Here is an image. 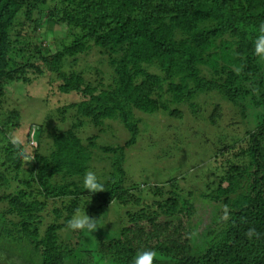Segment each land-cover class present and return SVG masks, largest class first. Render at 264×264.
Returning <instances> with one entry per match:
<instances>
[{"label": "trees", "instance_id": "obj_1", "mask_svg": "<svg viewBox=\"0 0 264 264\" xmlns=\"http://www.w3.org/2000/svg\"><path fill=\"white\" fill-rule=\"evenodd\" d=\"M21 18L25 21L16 30L17 37L35 36L34 41L20 45L25 48H18L22 42L12 34ZM262 22L264 0H0V109L5 106L8 86L50 74L59 81L52 95L57 92L60 99H77L57 110L63 120L66 109L75 108L95 125L118 118L131 133L126 145L117 149L105 193L91 196L102 202L99 211H92L97 216L91 218L100 216L97 223L105 221L109 205L123 198L124 151L139 135L134 110L156 114L161 108L216 93L240 106L248 119V137L228 149L236 150L234 156L247 165L245 169L230 167V175L206 195L213 216L207 226L202 219L190 224L195 206L172 190L173 197L157 204L160 213L136 214L128 227L119 221L114 224L111 239L101 240L98 246L103 260L132 264L138 252L151 249L157 253L154 264H264V60L253 52ZM55 28H62L65 37L54 40L52 53L44 43ZM36 36L43 42L37 43ZM94 49L109 60L108 84L102 79L87 82L82 72L71 71L79 56ZM153 66L163 76L147 71ZM164 93L169 96L162 102ZM170 113L179 115L177 109ZM20 118L17 110L9 111L4 119L0 114V133L6 135L0 140V167L5 168L0 172V187L9 183L5 172L18 176L23 167V146L11 142L21 127ZM42 124L33 126L37 143ZM55 132L52 152L40 157L35 149L31 178L24 181L39 189L0 195V204H8L0 214V240L16 244L31 264H65L74 254L59 242L58 232L72 218L82 191L76 186L72 191V185L53 179L84 176L93 155V143L85 146L73 129ZM155 189V197L168 193L163 187ZM71 196L75 199L68 206L54 210L56 222L40 233L47 201ZM64 212L65 224H58ZM161 213L170 220L159 222ZM8 214L15 216L7 219ZM252 228L260 235L249 240L245 233ZM0 263L10 262L0 255Z\"/></svg>", "mask_w": 264, "mask_h": 264}, {"label": "rangeland", "instance_id": "obj_2", "mask_svg": "<svg viewBox=\"0 0 264 264\" xmlns=\"http://www.w3.org/2000/svg\"><path fill=\"white\" fill-rule=\"evenodd\" d=\"M24 21V18H21L15 25L17 28L14 27L12 32L13 37L23 43H19L18 48H25L20 45L23 46L35 39V36L31 34V38L23 35L17 37L19 33L16 30ZM55 29V34L49 36L44 43L52 53H55L54 40L65 37L62 28ZM44 32L43 28L40 33ZM36 37L37 43H41L42 39ZM108 62L109 60L103 58L99 51L94 49L88 55L79 56L71 71L82 72L87 82L95 83L102 79L103 83L108 84L111 73ZM147 71L150 74L163 76V73L155 66ZM30 79H33L31 83L18 82L6 88L7 99L4 108L0 109L1 118H7L9 111L13 110L19 111L21 115V127L13 133L11 139L16 138L20 141L23 154L35 157L34 151L37 149V155L48 157L53 150L52 136L56 133L55 131L63 133L73 129L85 146L88 147L89 143H93L92 160L87 171L94 172L99 182L105 186L112 178V161L118 154L117 149L124 147L131 138V133L125 128L122 120L118 118L104 120L102 124L95 125L77 114L75 108L70 109L69 107L64 113L63 120L57 110L65 104L70 105L77 102L75 96L64 100L57 97V92H54L55 95L51 94L50 91L53 92L55 89V82H59L55 75L46 74L38 81H34L32 76ZM50 84H53L52 89ZM168 96L169 94L164 93L161 101L165 102ZM191 105L195 106V109ZM173 109H177L179 115H171L170 111ZM134 120L138 125L139 135L137 142L124 151V176L120 190L123 198L109 205L105 221L97 223L98 229L92 234L81 231L73 232L66 228L59 230V242L69 247L74 253L65 264H106V262L114 264L109 260H103L99 254L98 246L101 240L111 239L114 234V224L118 221L122 227H128L136 214H153L155 211L160 213L157 210V204L173 197L170 193L172 190L195 206L196 212L190 223L192 226L198 223V219H202L205 225L208 224L213 216L209 214L211 207L205 200L206 195L230 175L228 173L230 167L245 169L247 165L245 160L234 156L236 150L228 151V149L248 137L250 130L248 119L243 115V109L240 106L233 105L219 94H201L184 104L170 106L166 110L161 108L156 114H143L134 110ZM78 122L81 126H78ZM41 124L44 127L39 143H37L33 139V133L36 130L33 126L40 128ZM73 125L78 127L73 128ZM5 138L6 135L0 133V140H5ZM34 163V160L26 164L24 162L18 176L16 173L5 172L9 183L0 187V195L16 194L20 190L37 191L38 185L32 183L29 187L24 184L25 180L31 178L29 171ZM4 171L5 168L0 167V172ZM14 175L16 178L13 177ZM83 178L84 176L73 178L57 176L53 181L57 184L72 185V191H75L74 186L79 188L83 198L80 202L78 201L74 211L77 208L85 209L89 217L95 218L97 214L95 215L92 211H99L102 202L91 196H98L105 192L88 195L83 187ZM173 181H175L174 186L171 187ZM157 186L163 187L164 193H168L163 197H155ZM38 199L43 200L42 197ZM74 199L75 196H71L64 199V202L60 199L47 201V207L42 213L40 233L44 234L47 228L56 222L54 210L68 206ZM6 209H8V204L1 203V216L2 211ZM14 216L8 214L5 217L10 219ZM66 218L67 214L64 212L63 217L57 223L65 224ZM99 219L100 216L96 219L97 222ZM169 220L170 218L162 213L158 218L159 222ZM103 228H108L110 231ZM0 255L9 261V264H31L30 258H25L24 252H21L17 245L8 243L6 239L0 240ZM161 264L170 263L163 261Z\"/></svg>", "mask_w": 264, "mask_h": 264}, {"label": "clouds", "instance_id": "obj_3", "mask_svg": "<svg viewBox=\"0 0 264 264\" xmlns=\"http://www.w3.org/2000/svg\"><path fill=\"white\" fill-rule=\"evenodd\" d=\"M258 34L253 40V52L254 55L261 60H264V22H262L258 29ZM13 144H19L20 141L16 138H13L11 141ZM23 160L26 163L34 160V157L30 154H24ZM83 187L90 193H99L104 192V186L99 182L96 174L92 171H87L83 178ZM66 229L81 232H87L88 234H92L98 229L97 220L89 217L86 214L85 209L77 208L70 220H68L66 224ZM259 233L255 231L254 228L249 229L248 232L245 233V236L251 240L254 237L258 238ZM157 257V253L154 250H143L136 254L133 258L132 264H154V261ZM107 264V262H106Z\"/></svg>", "mask_w": 264, "mask_h": 264}]
</instances>
